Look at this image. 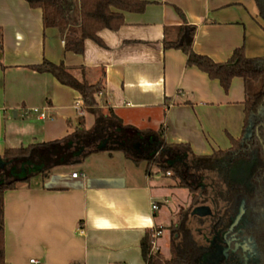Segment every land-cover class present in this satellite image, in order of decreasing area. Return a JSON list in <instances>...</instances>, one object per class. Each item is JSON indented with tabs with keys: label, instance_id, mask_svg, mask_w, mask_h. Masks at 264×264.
Returning a JSON list of instances; mask_svg holds the SVG:
<instances>
[{
	"label": "crops",
	"instance_id": "crops-1",
	"mask_svg": "<svg viewBox=\"0 0 264 264\" xmlns=\"http://www.w3.org/2000/svg\"><path fill=\"white\" fill-rule=\"evenodd\" d=\"M144 1L143 12H124L119 28L98 31L102 44L85 39L77 54L65 50L63 32L43 26L40 8L0 0V155L62 138L79 117L85 128L94 122L77 91L34 69L44 59L61 62L78 79L101 80L99 105L123 124L162 127L166 142L187 143L195 154L225 149L230 137L240 136L243 80L233 77L224 91L217 79L188 65L180 49H163L161 41L164 27L193 24L192 50L215 62L239 46L249 57L264 56V21L254 1ZM66 18L67 25L79 24L78 0H70ZM166 185L177 187L174 180ZM160 188L146 162L107 150L19 182L3 192V264H145L140 241L161 227L158 212L167 203Z\"/></svg>",
	"mask_w": 264,
	"mask_h": 264
},
{
	"label": "trees",
	"instance_id": "trees-1",
	"mask_svg": "<svg viewBox=\"0 0 264 264\" xmlns=\"http://www.w3.org/2000/svg\"><path fill=\"white\" fill-rule=\"evenodd\" d=\"M25 1L31 8L42 10L43 26L63 32L65 50L77 54L83 53L85 39L102 44L97 35L99 30H116L123 23L124 12L141 13L147 4L144 0H78L79 24L67 25L70 0ZM253 1L264 21V0ZM195 27L185 23L164 27L162 47L180 49L188 65L217 79L224 91L233 77L243 80L244 116L240 136L230 137V145L225 149L195 154L187 143L166 142L162 127L142 130L123 124L111 109L103 110L99 105L101 80L91 83L78 79L61 62L44 59L34 69L50 73L58 82L77 91L84 109L94 116V122L85 128L79 117L78 126L62 138L3 150L0 155L4 162L0 168V264L4 263L3 192L35 175L46 178L53 167L80 163L88 153L99 150L120 151L135 164L145 161L146 170L155 164L160 171L169 173L175 186L187 189L190 195L187 210L168 225L170 254L167 259L159 251H150L151 229L142 237L140 248L145 264H210L209 239L227 229L239 208L244 213L237 226L254 245L255 264H264V56L249 57L243 46H239L226 61L215 62L192 50ZM102 143L104 146L99 147ZM203 204L210 206V215H190L195 206ZM227 262L221 264H236Z\"/></svg>",
	"mask_w": 264,
	"mask_h": 264
},
{
	"label": "flooded vegetation",
	"instance_id": "flooded-vegetation-1",
	"mask_svg": "<svg viewBox=\"0 0 264 264\" xmlns=\"http://www.w3.org/2000/svg\"><path fill=\"white\" fill-rule=\"evenodd\" d=\"M242 212L239 208L233 219L229 222L227 229L222 231L220 235H212L209 239L208 242L211 248L209 253L210 264H221L223 261L236 264H255L254 245L246 235L241 234L242 228L237 226L241 222L240 219L244 213ZM238 214L240 216L237 222L230 228ZM222 247L227 248L225 252L222 250Z\"/></svg>",
	"mask_w": 264,
	"mask_h": 264
},
{
	"label": "rangeland",
	"instance_id": "rangeland-1",
	"mask_svg": "<svg viewBox=\"0 0 264 264\" xmlns=\"http://www.w3.org/2000/svg\"><path fill=\"white\" fill-rule=\"evenodd\" d=\"M142 164L144 165L145 161H142ZM78 167L79 166L75 165L72 169L77 172ZM151 171L155 179H157L161 183V194H165L167 199V203H164V205L160 207L158 212L162 217V233L158 242L160 244V254L163 259H167L170 254L168 246L170 232L168 229V225L171 222H175L177 220L179 213L187 210L190 203V195L187 189L180 187H173L172 190L169 191L170 188L166 184L172 182L173 179L168 175H165L164 172L160 171L155 164L151 165ZM164 199L165 198L163 196L162 201ZM191 221L197 222V219L191 218ZM199 236L198 238L202 239V236Z\"/></svg>",
	"mask_w": 264,
	"mask_h": 264
},
{
	"label": "built area",
	"instance_id": "built-area-1",
	"mask_svg": "<svg viewBox=\"0 0 264 264\" xmlns=\"http://www.w3.org/2000/svg\"><path fill=\"white\" fill-rule=\"evenodd\" d=\"M101 94V92L98 93V95ZM39 117L40 118H46L47 115L46 113L44 112H40L39 113ZM166 175H169V173L167 172ZM72 176L73 177H76L77 176V172H72ZM151 209L154 211L157 209V204L156 203H152L151 204ZM161 227H153L150 231V234H149V238H150V244H151V247H150V251L151 252H156V251H159L160 250V247L158 245V238L160 237L161 235ZM31 262L33 264H37V261L35 259H32Z\"/></svg>",
	"mask_w": 264,
	"mask_h": 264
},
{
	"label": "water",
	"instance_id": "water-1",
	"mask_svg": "<svg viewBox=\"0 0 264 264\" xmlns=\"http://www.w3.org/2000/svg\"><path fill=\"white\" fill-rule=\"evenodd\" d=\"M104 144H100L99 147H103ZM4 166V162L0 160V168ZM211 214V209L208 205H197L195 206L191 211L190 215L192 216H198V217H204ZM240 214L237 215L236 219L234 220L233 224L230 226V228L237 222L238 217ZM223 248V247H222ZM227 248H223L222 250L225 252ZM223 252V253H224Z\"/></svg>",
	"mask_w": 264,
	"mask_h": 264
}]
</instances>
